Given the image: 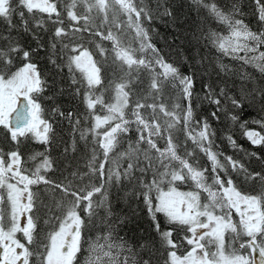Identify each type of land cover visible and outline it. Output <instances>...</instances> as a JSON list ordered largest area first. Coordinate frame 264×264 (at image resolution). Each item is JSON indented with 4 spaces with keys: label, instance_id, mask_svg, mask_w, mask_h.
<instances>
[{
    "label": "snow or ice",
    "instance_id": "1",
    "mask_svg": "<svg viewBox=\"0 0 264 264\" xmlns=\"http://www.w3.org/2000/svg\"><path fill=\"white\" fill-rule=\"evenodd\" d=\"M184 3L194 19L177 0H0V24L7 26L0 33V129L14 146L0 148V264H160L164 254L163 264H264V173L217 151L208 117L197 118L205 103L212 119L222 114L233 125L254 109L261 118L250 122L264 128V0H255L258 30L242 18L241 0ZM156 23L171 31L161 34ZM49 24L56 26L45 44ZM27 36L34 45L25 47ZM154 36L180 54L181 65L165 57ZM209 47L220 55L211 58ZM142 76L149 83L141 94L135 85ZM167 88L174 97L165 96ZM61 97L85 111H64ZM48 116L79 134L72 152L81 142L84 148L86 170L77 164L59 182L47 175L55 136ZM248 123H240L248 141L264 146V135L247 130ZM225 139L239 149L231 135ZM29 142L43 151L25 159ZM233 174L257 190H242ZM134 202L143 203L150 221L143 237L136 235Z\"/></svg>",
    "mask_w": 264,
    "mask_h": 264
},
{
    "label": "trees",
    "instance_id": "2",
    "mask_svg": "<svg viewBox=\"0 0 264 264\" xmlns=\"http://www.w3.org/2000/svg\"><path fill=\"white\" fill-rule=\"evenodd\" d=\"M218 2L223 4L224 0H218ZM241 2L243 5V10L245 12V16L242 18L245 20L246 23L249 24V26L253 30H258V25H257L256 19H255V9H256L255 0H241ZM177 4L179 5L180 12H182L184 15L191 16L193 19L195 18V12L186 6V4L184 3V0H177ZM78 10H82V9H78ZM61 11H63L62 6H61ZM201 14L203 15L204 13L202 12ZM63 18L65 19V26L68 23H70L69 21H67L66 13H65ZM13 22L16 24H19V17L14 16ZM55 26L56 25L49 24L48 25L49 32L48 33H43V32L41 33V35L43 36L44 39L48 38V36L51 35V31L54 30ZM154 26L156 28H158L159 32L165 36L168 34V32L171 31L170 29L166 30L164 28V26L159 24V23H156ZM211 27L216 28L218 30H222V26H218L214 21L211 22ZM114 31H115V29H114ZM0 33H5V34L7 33V26L5 24H0ZM12 35H16V32L13 31ZM83 35L85 37H87L88 33H84ZM93 39L95 41H100V37H94ZM66 42H71V40L66 38ZM84 42H85V45L87 47H89L95 53L96 59H98V60L103 59L102 57H100L98 50H96L95 43L89 44V43H87V41H84ZM100 42L106 48L111 49V42H109V41H100ZM153 42L156 44V46L158 48L164 49L163 54L165 55V57L170 62H173V63L177 64L178 66L181 65L180 54L178 52L169 53L168 49L165 48V46H164L163 42L160 40L159 36H154ZM24 43H25V47H27L29 43H32L34 45V42L31 40L30 36L25 37ZM77 43H79V41H77ZM187 51L190 54L191 50H187ZM204 51L205 50L202 48L201 49L202 54L204 53ZM208 51L210 52V56L213 59L216 56L220 55L219 53L216 52V50L214 48L209 47ZM40 55H41V59L39 61L40 67L42 70H44L48 67V62L44 58L45 53L42 52ZM221 59H223L225 63H229V64L235 65L238 63L236 61H231L228 58L222 57V56H221ZM109 65H111V60H109ZM181 70L186 73L188 70L187 65H182ZM247 70L249 72H253L255 75L259 76L258 73H255L254 69L248 68ZM111 71H113V69L110 66L105 68L104 75L106 78H110L109 73ZM117 75H119V73H117ZM205 79H207V77H205ZM141 81L142 82L135 85V87L137 88V91L141 92V94H142L143 91H147L149 81H148L147 76H142ZM106 82H107V80H106ZM196 91L202 94V87H201V81L200 80H197ZM165 96L166 97H168V96L174 97V90H172L171 88H167L165 90ZM68 102H69L68 99L64 98V97H61L59 99V103L62 105V109L64 111H66L64 104L69 105L70 102L69 103ZM166 102L171 103V100H167ZM45 103L47 104L48 102H45ZM76 103L78 104V106L81 107L82 111L84 112L85 108H84L83 103H81L80 101H77ZM72 105H74V104H72ZM69 110L70 109H68V111ZM212 110H213V107L208 105L207 103H205L199 109H197V118L199 119L202 117H208L213 129L216 132V137H215V146H217L216 150L223 153L224 155L233 156L235 159L240 160L242 163L245 164V166L249 169L250 172L264 173V146H253L248 141L247 137L244 135L245 130L240 127V123L247 120V121H249V123L246 125L247 130L258 131L261 133V135H264V128H261L259 125L253 124L250 122L252 119H260L261 115L254 109H247L246 111L243 112V114L240 115V121H238L235 125H233L231 123V121L226 120L222 114H221V119L219 121L212 119L211 116L209 115ZM101 114H103V113H101ZM48 119L53 124V127L55 129V136H54L53 145L50 149V155L54 161V166H53L54 170L47 173V175L49 178L59 182V181L63 180L64 177L67 176L71 172V171L68 172V169H69L68 165H71L70 169L74 170L75 167L77 166V164H79L81 167V170H86L83 168V164L85 161L82 158V154L84 153V148H83V144L81 142L78 144V150L74 153V152H72L70 144L68 143L69 149L71 151L67 152L66 154L61 155V153H60L61 143L64 145L65 143L68 142V140H67V138H62V139H60V141L61 140L62 141L58 143V140L56 139V137H57V135L60 134V132L57 129L59 127H61V123H57V120H54L51 116H48ZM131 135L133 137H135V132L131 133ZM227 135H231L233 137V139L236 141L237 145L239 146V149H233L229 146L227 139H225V137ZM0 137H1L0 148H3L5 151H8L14 147L11 144L10 140L5 139V134H4L2 129H0ZM181 138L183 139V137H181ZM74 139L79 141L78 136H75ZM73 140L71 141V144H72ZM31 144L32 145L34 144L35 146H38V147L40 146L39 144L36 145L35 143L29 142V146L25 149L26 155L29 153L28 150H29V147H31ZM161 146H163L162 143H161ZM188 146L189 147L192 146L190 141H189ZM41 147H43V146H41ZM33 151H35V149ZM247 152H255L260 156L261 159H257L256 157H252L249 159L246 156ZM198 155L200 156L201 165L208 167L210 170V164L208 163L207 158L202 153H198ZM55 156L56 157L59 156V159L56 160ZM221 160H223V156L221 157ZM66 165H67V167H66ZM233 178L236 180V183L238 184L239 187L242 188V190L247 191V192H255L257 190V185L255 184V182L246 184V183H244L242 176L236 177L235 174H233ZM42 186L43 185H41L40 187H42ZM41 189H43V187ZM181 190L187 191L188 188H187V186L181 185ZM134 207L137 208V211L139 213L138 223L140 224V229H143V231H141L140 229H137L136 235H137V237H143L145 235V233L149 231L148 226L150 224V221L148 220L147 210L144 208L142 202H140L138 204V206L136 205V202H134ZM233 215H234V219L238 220V217H235L234 213H233ZM161 226H162V228L166 227V225L163 222L162 217H161ZM177 242H179V241H177ZM184 247L187 248V245H185ZM183 250L184 249H181V251H183ZM165 258H166V254L160 256V264H163V260Z\"/></svg>",
    "mask_w": 264,
    "mask_h": 264
},
{
    "label": "rangeland",
    "instance_id": "3",
    "mask_svg": "<svg viewBox=\"0 0 264 264\" xmlns=\"http://www.w3.org/2000/svg\"><path fill=\"white\" fill-rule=\"evenodd\" d=\"M44 42H45V44H47V42H48V38H45L44 39ZM112 54H111V52H109V56H111ZM65 71H66V69H65ZM69 101V100H68ZM78 100H72V101H69L68 103H69V105H66V104H64L65 106V110L66 111H68V109H70V110H72V111H75V112H78V113H83V111H82V109H81V107L80 106H78V104L76 103ZM67 103V104H68ZM72 104H74V105H72ZM59 132H60V134L59 135H57V137H56V139L58 140V143L59 142H61L60 141V139H62V138H67V140H68V142L67 143H65L64 145L61 143V147H60V153H61V155H63V154H66L65 153V147L67 146L68 147V152H70L71 150L69 149V144L71 145V141L75 138V136H78V138H79V134L78 133H76V134H73L72 133V128H71V126H70V124L68 123V121L67 120H64L63 121V123H61V127H59L58 129H57ZM73 136V137H72ZM0 139H1V137H0ZM57 142V141H56ZM69 143V144H68ZM36 145H38V144H36ZM29 146V145H28ZM42 145H40L39 147L38 146H35L34 144L32 145L31 144V147H29V153L28 154H30L34 149H35V151L36 150H39V151H43V147H41ZM56 157V156H55ZM25 159H27V155L25 156ZM57 159H59V156L58 157H56V160ZM32 166V162H29V167H31ZM66 167H67V165H66ZM73 169H70V167H69V169H68V172L69 171H72ZM43 188H44V186H42ZM41 187V188H42ZM42 215H43V213H41ZM238 221V220H237ZM41 225H42V221H41Z\"/></svg>",
    "mask_w": 264,
    "mask_h": 264
},
{
    "label": "water",
    "instance_id": "4",
    "mask_svg": "<svg viewBox=\"0 0 264 264\" xmlns=\"http://www.w3.org/2000/svg\"><path fill=\"white\" fill-rule=\"evenodd\" d=\"M257 258H258V254H257Z\"/></svg>",
    "mask_w": 264,
    "mask_h": 264
}]
</instances>
